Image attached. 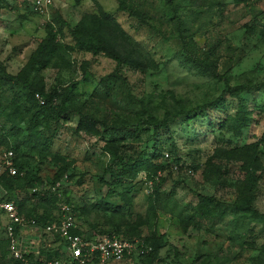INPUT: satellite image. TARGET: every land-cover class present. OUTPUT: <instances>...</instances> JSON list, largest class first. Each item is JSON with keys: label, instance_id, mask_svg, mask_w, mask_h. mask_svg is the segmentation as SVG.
I'll return each instance as SVG.
<instances>
[{"label": "rangeland", "instance_id": "rangeland-1", "mask_svg": "<svg viewBox=\"0 0 264 264\" xmlns=\"http://www.w3.org/2000/svg\"><path fill=\"white\" fill-rule=\"evenodd\" d=\"M32 1L0 0V64L12 76L28 70L29 58L49 25L61 47L45 68L34 67L30 78L45 93L55 90L52 103L63 99L67 111L56 120L38 119L35 138L22 121L4 131L0 176L3 156L11 151L20 166L18 177L25 181L21 190L10 194L0 184V199L22 204L25 218L32 214L41 221L56 220L60 206L67 204L85 237L129 236L128 228L144 217L146 198L157 186L154 227L137 230V238L160 240L154 257L132 256L109 264H216L215 259L217 264H264L259 251L263 225L251 224V234L239 247L228 239L229 217L215 223L194 215L197 195L211 196L222 206L233 202L244 179L245 160H252L255 170L253 207L264 214V0H121L126 11L137 13L142 21L118 11L117 0H51L43 13ZM102 13L108 16L103 19L104 37L131 63L115 68L102 54L64 48L73 46L68 28L84 16ZM179 37L200 64L184 56ZM218 76L230 87H260L224 95L221 106L189 112V121L180 116L165 129L135 125L172 114L176 102L185 110L213 102L223 89ZM18 90L0 84V104L16 101L20 112L28 110V120L40 98L28 100L25 91ZM239 102L247 121L236 134L228 118ZM79 115L95 120V126L78 129ZM153 150L152 162L161 167L155 177L139 171L133 179L122 180L123 187L109 185L105 170L111 158L142 160ZM62 168L65 172L54 180ZM122 191L128 193V206L118 198ZM100 200L118 206L120 214L103 210ZM172 203L200 228L182 232L176 217L165 211L174 209ZM2 225L0 214V239ZM24 235L40 240L28 230ZM42 237L45 244L52 242ZM52 250L64 259L61 245ZM41 253L44 259L49 255ZM0 264H13L1 244Z\"/></svg>", "mask_w": 264, "mask_h": 264}, {"label": "trees", "instance_id": "trees-1", "mask_svg": "<svg viewBox=\"0 0 264 264\" xmlns=\"http://www.w3.org/2000/svg\"><path fill=\"white\" fill-rule=\"evenodd\" d=\"M117 10L125 12L126 8L124 6L123 1L117 0ZM127 12V11H126ZM130 13L129 15L142 21V18L135 12H127ZM108 16L104 13L101 14V17L95 15H87L84 16L82 21L76 24L73 28H68V33L70 38L73 41L72 47H64L69 51L73 49L76 51H84L88 52L92 55L102 54L105 57L109 58L115 63V68L120 67L121 65L131 63L128 57H123L120 53H118L111 41L104 37V29L106 27L105 22L103 19H106ZM55 34L52 31V28L48 25L45 30V36L40 41L38 46L36 47L34 53L29 58V66L28 70L21 71L16 75L12 76L6 74L4 72L3 65L0 64V84L1 85H8L9 87L19 88L18 91H25L26 97L28 100L32 99L34 96H38L40 98V106H37V110L30 114L29 119L26 120V116H28V110H23L20 112V108L18 104H16L14 100H10L6 105L0 104V139L2 142H5V130L10 131L12 130L18 123L25 122L26 129L29 131V135L32 138H35V134L37 132V126L39 123L37 122L38 119L44 122L48 117L50 119H58L60 116H63L67 108H64V100H60L59 104L54 105L52 103L53 98L56 96V91L53 90L50 93H45L38 85L35 84L30 78V74L32 69L35 67L37 69L45 68L50 60L53 58L55 52L58 53V48L61 47L60 45L56 44L54 41ZM179 40L182 44V52L184 56L189 59L191 63L200 64L192 51L188 50V46L179 37ZM218 79L223 83V89L220 95L210 103L203 104L201 106H197L191 108L189 110L183 109L182 106H179L180 103L176 102L178 108L175 112L169 115H165L161 119H141L135 125L136 126H144L146 128L152 129V131H156L159 129H165L169 123H172L178 117H185V121H189L190 118H187V114L189 112H200L203 109H210L212 107H219L222 105V97L224 95L229 96H238L240 93L244 91H257L260 86H253V85H239L230 87L227 84V81L222 77L218 76ZM43 113V114H42ZM42 115V116H41ZM41 117V118H40ZM247 121L245 107L242 102H239L237 110L233 117L228 118V123L231 126V129L234 133L238 134L240 129L245 127ZM96 122L92 118L79 115L77 128H84V129H92L95 126ZM153 155L151 157H145L140 160L139 157L135 159H122L121 161L114 156L110 160L109 166L106 168V173H108V179L110 181V186L114 187H123L122 180H131L135 177V175L139 171H143L148 178L155 177L156 173L161 170L159 164L152 162V160L156 157V150H153ZM14 159V158H13ZM13 161V166L15 168H20V166ZM248 159H251L248 157ZM247 162V167L244 168V179L243 181L236 187V195L232 203L226 204L222 206L218 201H216L211 196H196V205L194 208V215L198 218L204 220H210L215 223L221 222L224 218L229 217L230 219V231L228 239L229 241L237 244L239 247L243 244L244 238L246 235L251 234L250 232V225L251 224H261L264 226V214H259L253 207L254 201V192H255V177H254V168L252 166V160H245ZM65 169L62 168L59 171L58 176H55L54 180L59 179ZM0 184L3 185L4 191L6 194L12 193L15 189H22V184H24L25 180L20 179L18 176L16 177H9L3 172L0 176ZM118 195V198L124 203V205H129L130 198L128 196L127 191H122ZM159 194L157 193V186H154L152 192L146 198V209L145 214L142 219H137L132 226L128 228L130 235L122 237H130L131 235H135L138 237V227L146 226L147 228L151 229L154 227V220L156 218V211H157V201H158ZM5 201H12L16 206L19 213L22 204L16 205L13 200L10 198H5ZM99 206L103 210H109L113 215H119L121 210L118 206L114 205L107 200H100L98 202ZM174 209L172 210H165L168 211L170 214L174 215L179 222L181 227V231L185 232L188 227L193 229H198L199 224L195 222L192 216H189L177 209V206L172 203ZM27 216V215H26ZM27 218H32L36 221L37 224H43L49 221L51 218L41 221L39 217L36 215L30 214ZM78 233L79 232H75ZM81 233V232H80ZM132 237V236H131ZM143 241L151 248V251L144 256H150L153 258L151 254L154 250L159 247L160 240L155 239L152 237L151 240H144ZM0 244L5 247L7 246V242L4 239H0ZM261 256H264V243L259 248ZM42 255V253H41ZM51 256H56L55 254H49L47 259ZM202 263V262H201ZM215 263H218V259H215ZM195 264V263H191ZM202 264H205L203 262Z\"/></svg>", "mask_w": 264, "mask_h": 264}, {"label": "built area", "instance_id": "built-area-1", "mask_svg": "<svg viewBox=\"0 0 264 264\" xmlns=\"http://www.w3.org/2000/svg\"><path fill=\"white\" fill-rule=\"evenodd\" d=\"M32 3L35 10L43 13L50 6L51 0H33ZM164 157L166 158L167 155ZM2 167L7 176H20L13 166L11 151L4 154ZM0 214L4 219L2 239L7 242L6 257L13 264H109L132 256L141 257L151 251V248L137 237L115 235L85 237L77 228L75 218L67 204L60 206L56 220L50 219L43 224H37L32 218H25L18 212L12 201L0 199ZM24 230L35 234V239L40 240L37 243L34 239L23 243ZM42 236L49 238L52 242L45 244ZM38 242L42 243V246H39ZM57 245H61L65 252L62 261L57 256H51L48 259L41 257L42 251L50 254L53 247Z\"/></svg>", "mask_w": 264, "mask_h": 264}, {"label": "crops", "instance_id": "crops-1", "mask_svg": "<svg viewBox=\"0 0 264 264\" xmlns=\"http://www.w3.org/2000/svg\"><path fill=\"white\" fill-rule=\"evenodd\" d=\"M2 216V215H1ZM2 219H3V217H2ZM3 223H4V219H3ZM3 226V225H2ZM30 239L31 238H28V237H26L25 235H24V232H23V237H22V242L23 243H26V241H30ZM32 240V239H31Z\"/></svg>", "mask_w": 264, "mask_h": 264}]
</instances>
